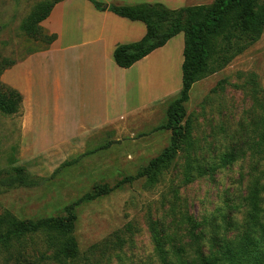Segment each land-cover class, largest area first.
Wrapping results in <instances>:
<instances>
[{"label": "trees", "instance_id": "trees-1", "mask_svg": "<svg viewBox=\"0 0 264 264\" xmlns=\"http://www.w3.org/2000/svg\"><path fill=\"white\" fill-rule=\"evenodd\" d=\"M60 1L41 3L31 12L22 25L27 37L45 41L48 45L55 40V35L47 33L41 23ZM88 1L97 10L141 21L146 26V33L140 40L114 49V62L121 68L131 67L183 33L181 92L169 105L167 121L161 127L171 131L170 145L135 175L124 177L113 186L93 185L90 192L67 205L62 216L21 220L4 210V215L0 216V255L13 248V242H20L22 236L43 231L50 242L56 236L62 237V241L57 246L52 245L51 255H44L46 257H41L42 260L50 259L55 264H104L109 263L112 256L118 258L116 251H120L125 239L133 233L131 224L80 252L73 235L76 207L141 178L144 179V187L154 186L170 168L182 141L186 143L190 136V131L180 122L186 115L184 104L189 99L192 85L221 70L257 41L264 30V0H215L209 6L176 10L161 3L126 5ZM218 38L220 43L215 45ZM14 64L2 62L0 75ZM245 77L247 85L243 90L251 98L252 108L246 112V117H241L232 126L229 133L219 134L227 145L214 157L206 159L202 151H197L199 145L188 138L187 149L183 151L181 182L190 184L202 177L212 179L216 172L246 161L251 167L246 186L232 199H226L222 205L200 215L188 213L176 201L167 200L165 222L149 220L155 261L125 263L119 259L118 264H264V89L256 74L247 73ZM21 107L22 95L0 82V112L13 115L20 112ZM219 128L220 132L225 131V125ZM11 175L10 178L16 181L11 190L32 188L44 182L22 166L13 167Z\"/></svg>", "mask_w": 264, "mask_h": 264}, {"label": "rangeland", "instance_id": "rangeland-1", "mask_svg": "<svg viewBox=\"0 0 264 264\" xmlns=\"http://www.w3.org/2000/svg\"><path fill=\"white\" fill-rule=\"evenodd\" d=\"M51 1L53 0H0V65L2 62L17 64L27 55L47 47V42L27 37L22 25L39 4ZM185 1L174 3L173 7V4H167L166 7L176 10L198 5L209 6L215 0ZM183 38V33H179L170 44L183 48ZM219 43V38L214 41L215 45ZM247 73L256 74L260 86L264 89V30L257 41L235 56L221 70L194 83L189 91V99L184 104L186 115L180 125L190 131L187 140L190 138L196 142L199 145L197 151H202L206 159L225 150L227 144L221 140V136L229 133L232 126L241 117H246V112L252 108V100L243 90L247 85ZM2 74L0 82L4 83ZM20 117L21 110L13 115L0 112V216L4 215V210L10 211L21 220L60 216L66 205L76 202L88 193L87 190L92 189L93 185L100 183H93L89 189L72 186L67 188L66 177L60 176L53 178L51 183L45 186L11 190L16 183L15 179L10 178L13 167L22 166L31 173L49 177L56 168L67 161L64 160L65 156L55 159L54 153L57 151L26 149L24 144L34 141L25 140L24 143L21 139ZM157 123L158 118L155 117L153 124ZM221 125H225L224 132H220ZM161 132L165 133L160 130L149 133V141L160 140L161 134L158 133ZM127 139L126 141H131ZM187 140L186 143L182 141L170 168L151 188L144 187L145 182L141 178L120 185L110 194L76 207L73 235L80 252L86 251L91 245L129 223L133 233L125 239L120 251H116L119 257L112 256L109 263L104 264H118L119 259L125 263L154 262V240L148 228L149 220L165 222L167 200L176 201V204L185 207L188 213L200 215L222 205L223 201L232 199L243 190L251 173V167L246 161L237 162L216 172L212 179L202 177L190 184H183L181 173ZM35 142L39 147H46L47 143L54 141L38 135ZM112 142L106 140L103 147L97 151H103V161L114 154L117 159L128 162L123 163L121 170H115L114 176L119 177V180L135 175L140 167L145 166L168 147L160 144L155 151H128L126 147H119L120 143ZM94 143L93 141L91 144ZM37 154L41 156L40 159L34 157ZM127 155L131 157L130 162L126 161ZM110 174L109 168L105 166L102 176L109 180ZM55 175L56 173L52 177ZM115 183L112 181L109 185L113 186ZM68 202L70 203L66 204ZM60 241L62 237L56 236V239L50 242L43 231L24 235L20 242H13V248L2 252L0 264H55L50 259L42 260L41 257L50 256L52 245L57 246ZM20 255L23 258H20Z\"/></svg>", "mask_w": 264, "mask_h": 264}, {"label": "crops", "instance_id": "crops-1", "mask_svg": "<svg viewBox=\"0 0 264 264\" xmlns=\"http://www.w3.org/2000/svg\"><path fill=\"white\" fill-rule=\"evenodd\" d=\"M97 1L126 5L173 4L172 7L174 3L186 2ZM41 26L54 34L55 40L6 69L2 80L22 95L20 136L24 143L34 141L25 143V148L57 151L55 159L65 156L67 161L49 177L26 169L44 182L18 189L45 186L60 176L66 177L67 188L89 189L95 182L108 185L119 182L121 179L114 172L128 162L117 159L114 154L101 160L103 151L97 150L106 140L120 143L119 147H126L128 151H155L160 144L170 145L171 131L161 127L167 121L169 105L180 95L183 61L182 46L170 44L174 37L131 67L121 68L114 62L113 51L118 45L140 40L146 33L143 22L97 10L88 0H62L53 6ZM155 117L157 124H153ZM158 130L165 131L158 133L160 140L149 141L151 136L147 135ZM38 135L54 142L39 147L35 142ZM34 157L41 158L38 154ZM126 158L130 162V155ZM105 166L111 173L109 180L102 176Z\"/></svg>", "mask_w": 264, "mask_h": 264}]
</instances>
